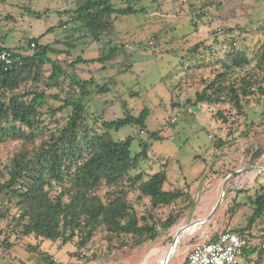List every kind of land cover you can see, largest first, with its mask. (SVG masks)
<instances>
[{"label": "rangeland", "instance_id": "rangeland-1", "mask_svg": "<svg viewBox=\"0 0 264 264\" xmlns=\"http://www.w3.org/2000/svg\"><path fill=\"white\" fill-rule=\"evenodd\" d=\"M84 1L0 0V42L5 48L31 55L33 49L31 45L29 48V40L35 39L61 52L50 54V58L65 70L62 89L40 87L61 98L58 101L48 98L39 128L54 132L64 126L71 108L53 115L48 109L61 106L67 91L71 98L77 97L76 80L91 78L94 85L87 87L89 95L83 101L84 116L91 128L100 131L102 121L123 117V103L131 115L148 108L143 132L136 126H125L111 132V136L115 140L132 137L131 156L139 152L140 141L147 143V159L139 163L132 175L143 173V178L147 179L164 170L163 190L190 185L192 203L185 211L183 209L182 216L190 219L196 211L197 215H202L200 219L205 218L221 198L225 184L220 206L192 237H187L188 246L207 242L223 230L243 227L250 215L249 209L239 205L231 217L227 210L234 203H246V194L264 187V97L254 95L243 100L241 114L229 102L196 104L194 98L214 77L218 62L229 50V41H234L235 48L245 50L249 57L264 48V0H130L125 5L143 11L120 16L110 36L98 41H93L91 31L82 22H69L65 28L57 26L59 20L73 18L72 10ZM202 4L206 7H201ZM57 10L71 13L59 14ZM33 13H40V17ZM193 21L198 24L196 31L191 25ZM50 27H54L52 31ZM198 43L202 55H190L188 49ZM112 46L116 51L109 62L103 64L106 69L99 63L69 66L77 57L98 58L100 51L108 52ZM186 55L193 61H185ZM200 56L202 61L195 62ZM48 68V65L44 67L46 75ZM97 86H105L106 91L97 92ZM150 133H155L157 138H151ZM22 147V143L14 139L0 143V170ZM26 147L31 148V145ZM105 191L103 188L99 194ZM137 195L136 191H131L128 200L142 215L148 205L145 200H136ZM173 209L180 207L174 205ZM168 211L162 209L159 214L164 217ZM4 223L0 222V228L6 232L11 226ZM253 231L257 238L251 242L260 248L264 239L257 230ZM165 232L159 231V236ZM156 240L133 251L112 253L106 249L104 232L98 231L92 245L83 250L77 260L70 256L75 251L72 244L60 246L59 242L11 234L10 247L0 245V264H45L46 257L54 264H82L83 256L93 253L101 258L89 264H159L163 255L152 250ZM35 246L39 247L38 251L34 250ZM255 257L252 256V260ZM177 262L174 258L170 264ZM236 264H250V261L241 256Z\"/></svg>", "mask_w": 264, "mask_h": 264}, {"label": "trees", "instance_id": "trees-1", "mask_svg": "<svg viewBox=\"0 0 264 264\" xmlns=\"http://www.w3.org/2000/svg\"><path fill=\"white\" fill-rule=\"evenodd\" d=\"M129 1L86 0L72 10L73 18L59 20L57 26L65 28L69 22H82L91 31L93 41H98L110 36L120 16L143 11L130 4L125 5ZM120 3L123 5L118 6ZM205 4L201 7H206ZM66 12L71 13L70 10L56 11L59 14ZM32 15L40 17V13ZM191 25L196 31L197 22L193 21ZM32 43L31 55L7 49L13 53L14 62L7 68L0 65V143L14 139L23 145L0 170V222H5L9 228L11 226L6 232L0 228V239L3 237L0 245L10 247L11 234L59 242L60 246L72 244L75 251L70 256L80 260L81 252L92 245L98 231L104 232L106 249L112 253L133 251L156 240L159 231L170 229L182 216L183 209L185 211L191 205L190 185L172 191L163 190L166 181L164 170L149 175L147 179L143 178V173L132 175L139 163L147 159V143L140 141L139 152L131 156L133 138L115 140L111 136V132H118L125 126H136L143 132L148 108L131 115L123 103L124 116L102 121L101 130H96L86 122L83 103L89 95L87 87L94 85V80H76L78 96L71 98L67 91L61 106L48 109L53 115L70 107L71 113L65 125L57 127L54 132L40 129L48 98L55 101L61 98L40 87L44 85L61 90L65 70L50 58V54H60V51H55L48 44H39L35 39L29 40V48ZM233 44L234 41H229V50L218 62L214 77L195 95L196 104L229 102L241 114L243 100L247 101L254 95L264 97V48H259L249 57L245 50L237 49ZM200 47L198 43L188 49V53L195 57L202 55ZM115 49L112 46L108 52L100 51L98 58L77 57L69 66L75 68L99 63L106 69L103 64L109 62ZM183 59L193 61L188 55ZM194 61L201 62V56ZM46 65L49 66L47 75L44 72ZM105 91V86H97V92ZM150 137L157 138L155 133H150ZM36 141L39 143L35 144ZM103 188L106 191L100 195ZM133 190L138 194L136 200L146 201L148 209L145 214L139 215L128 200ZM245 199L246 203H234L227 210L231 217L239 205L248 208L250 215L246 217L245 225L221 232H235L251 242L257 238L253 233L257 230L264 239V187L246 194ZM174 205L180 209L174 210ZM162 209L169 210L164 217L159 214ZM219 233L208 241H213ZM38 249V246L34 247V250ZM263 254L264 248L254 246L244 249L242 257L250 264H262ZM254 255L255 260H252ZM100 258L96 253L83 256L82 264ZM45 262L54 264L49 257Z\"/></svg>", "mask_w": 264, "mask_h": 264}, {"label": "built area", "instance_id": "built-area-1", "mask_svg": "<svg viewBox=\"0 0 264 264\" xmlns=\"http://www.w3.org/2000/svg\"><path fill=\"white\" fill-rule=\"evenodd\" d=\"M34 47V44H31ZM14 62L13 53L0 45V65L7 68ZM256 245L235 232L219 233L213 241L195 245L183 264H236L243 250ZM264 244L260 245V249Z\"/></svg>", "mask_w": 264, "mask_h": 264}, {"label": "crops", "instance_id": "crops-1", "mask_svg": "<svg viewBox=\"0 0 264 264\" xmlns=\"http://www.w3.org/2000/svg\"><path fill=\"white\" fill-rule=\"evenodd\" d=\"M0 45H2V43L0 42ZM3 46V45H2ZM4 47V46H3ZM5 48V47H4ZM6 49H9V48H6ZM199 214L198 212H193L191 214V218L189 219V216H182L180 217L177 222L170 228L168 229L164 234H162L161 236L158 237V239L156 240L157 242L154 243V245H152V250H154V253L158 254V255H164L162 257L161 260L164 259V257L166 256L167 254V248L168 246L171 244L177 230L182 227L184 224H186V222L188 223H191L193 221H196L198 219L201 218L202 215H197ZM200 214H203V213H200ZM187 219H189L188 221H186ZM194 219V220H193ZM199 229V227H197L196 229L194 230H191L189 229L185 234V236H183L182 240L180 241L179 245L181 246V248L179 249L178 246L177 248H173V250L171 251V257L168 261L167 264H170V262L172 261V259L174 258H177L178 262L177 264H183L184 261L186 260L189 252L191 251V249L199 244H195L193 245L192 247L188 246L186 243H187V240H189L187 237L191 236L192 237V234L196 232V230ZM170 239V242H168V240ZM165 243V244H164ZM166 252V253H165Z\"/></svg>", "mask_w": 264, "mask_h": 264}, {"label": "water", "instance_id": "water-1", "mask_svg": "<svg viewBox=\"0 0 264 264\" xmlns=\"http://www.w3.org/2000/svg\"><path fill=\"white\" fill-rule=\"evenodd\" d=\"M221 198L219 199V201L217 202V204L214 206V208L212 209L211 213L209 215H207L205 218H202V219H198L196 221H193L191 223H186L184 224L182 227H180L171 244L168 246L167 248V255L165 257V259L163 260H159V264H167L170 257H171V251L173 250V248H177V246L179 245L180 241L182 240L183 236H185V234H187L186 232L191 229V230H194L196 229L197 227H200L201 225L205 224L207 220L210 219V217L216 212V210L218 209V207L220 206V203H221V200H222V196L224 195V190H225V184H223L222 186V189H221ZM166 253V252H165ZM164 256V255H163ZM162 256V257H163Z\"/></svg>", "mask_w": 264, "mask_h": 264}, {"label": "bare ground", "instance_id": "bare-ground-1", "mask_svg": "<svg viewBox=\"0 0 264 264\" xmlns=\"http://www.w3.org/2000/svg\"><path fill=\"white\" fill-rule=\"evenodd\" d=\"M168 252V251H167ZM167 255V254H166ZM166 257V256H165ZM165 257H164V259H165Z\"/></svg>", "mask_w": 264, "mask_h": 264}]
</instances>
